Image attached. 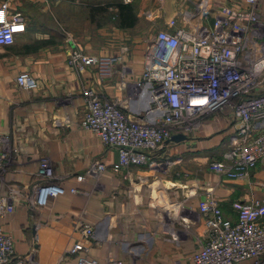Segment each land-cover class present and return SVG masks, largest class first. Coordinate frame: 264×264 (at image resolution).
Wrapping results in <instances>:
<instances>
[{"label":"crops","instance_id":"1","mask_svg":"<svg viewBox=\"0 0 264 264\" xmlns=\"http://www.w3.org/2000/svg\"><path fill=\"white\" fill-rule=\"evenodd\" d=\"M4 3L26 24L13 43L0 44V137H6L0 142V153L6 154L0 194L15 209L2 226L17 255L32 256V264H78L67 251L83 240L80 229L88 223L94 227L90 253L99 264L111 256L126 264H189L206 235L201 200L216 199L224 216L236 221L233 201L264 198V159L246 178L211 167L236 136L229 110L206 115L183 133L185 139L166 141L151 154L152 163L120 172L112 169L117 148L80 125L88 88L157 123L164 110L155 108L154 85L136 81L158 31H172L171 19L187 28L212 26L221 7L247 8L246 0H0V8ZM258 10L261 22L249 30L242 54L246 66L264 61V1ZM75 49L94 63L83 71L71 67ZM114 56L122 60L111 63ZM261 64L258 92H264ZM24 71L36 77L38 87L17 85ZM257 127L264 128V120ZM43 158L65 193L38 206L35 187ZM96 162L106 169L87 173Z\"/></svg>","mask_w":264,"mask_h":264},{"label":"built area","instance_id":"2","mask_svg":"<svg viewBox=\"0 0 264 264\" xmlns=\"http://www.w3.org/2000/svg\"><path fill=\"white\" fill-rule=\"evenodd\" d=\"M262 1L246 0L247 8L224 5L212 26L187 28L171 19L172 31H158L146 53V67L136 81L138 86L147 82L154 85L155 108L164 110L157 123L131 115L120 102L105 99L93 89L84 90L86 109L80 125L97 134L106 145L117 148L119 158L112 166L114 172L152 163L151 154L174 134L189 132L206 115L222 110L232 113L236 136L221 158L212 159V169L230 178H246L264 159V128L257 127L264 120V92H258L257 76L264 61L246 66L242 56L249 30L261 22L258 5ZM25 30L23 19L10 15L4 3L0 8V44L13 43ZM119 60L122 56L109 59L111 63ZM92 63V57L77 49L69 55L68 64L79 71ZM16 81L22 89L38 87V80L29 72H21ZM5 141V136L0 137L1 143ZM5 169L6 154L0 153V171ZM105 169V164L96 162L87 173L95 175ZM38 174V206L65 193L54 179L48 159L41 160ZM199 207L206 219V235L189 264H264V198L233 201L236 221L227 219L212 197L201 200ZM14 210L10 199L0 194V264H32V256L16 254L12 235L3 229L4 217ZM80 231L83 240L70 246L67 254L78 264H99L90 253L94 227L84 223ZM107 264L126 263L111 256Z\"/></svg>","mask_w":264,"mask_h":264},{"label":"water","instance_id":"3","mask_svg":"<svg viewBox=\"0 0 264 264\" xmlns=\"http://www.w3.org/2000/svg\"><path fill=\"white\" fill-rule=\"evenodd\" d=\"M186 138V135L183 134V133H178V134H174L168 141H180L182 139H185Z\"/></svg>","mask_w":264,"mask_h":264},{"label":"trees","instance_id":"4","mask_svg":"<svg viewBox=\"0 0 264 264\" xmlns=\"http://www.w3.org/2000/svg\"><path fill=\"white\" fill-rule=\"evenodd\" d=\"M119 7H120V9H123V10L126 9L128 12L132 11L131 6L128 4H120Z\"/></svg>","mask_w":264,"mask_h":264}]
</instances>
